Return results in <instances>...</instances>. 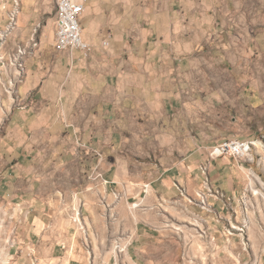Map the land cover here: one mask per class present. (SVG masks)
<instances>
[{
    "label": "crops",
    "instance_id": "0c3cea01",
    "mask_svg": "<svg viewBox=\"0 0 264 264\" xmlns=\"http://www.w3.org/2000/svg\"><path fill=\"white\" fill-rule=\"evenodd\" d=\"M82 1L87 58L55 51V0H21L12 40L37 47L16 106L0 89V217L32 264H85L104 212L117 232L130 200L194 189L227 109L263 106L264 0Z\"/></svg>",
    "mask_w": 264,
    "mask_h": 264
},
{
    "label": "rangeland",
    "instance_id": "374dc122",
    "mask_svg": "<svg viewBox=\"0 0 264 264\" xmlns=\"http://www.w3.org/2000/svg\"><path fill=\"white\" fill-rule=\"evenodd\" d=\"M51 31L50 28V34ZM262 66L264 70V60ZM260 94L263 106L247 120L243 108L227 109L230 124H225V130L216 124V135H221V139L212 147L229 140L264 145V75ZM240 95L236 93L235 98ZM220 110L215 108L216 113ZM252 157L253 161H211L207 157L193 176L197 181L194 189L175 186L177 196L166 202H151L144 198L145 194L139 200H130L119 212L117 232L109 229L104 212V229L92 236L89 244L84 241L85 264H264V154L255 147ZM206 165L204 173L202 168ZM240 168H244L243 173ZM249 172L263 183L252 185L260 195L249 187ZM212 181L219 186L214 187ZM75 209L82 220L79 207ZM81 222L78 219L75 224L83 238L86 235ZM124 227L126 230L122 231ZM7 228L0 217V264H32L26 252L9 257Z\"/></svg>",
    "mask_w": 264,
    "mask_h": 264
},
{
    "label": "built area",
    "instance_id": "2783aa9c",
    "mask_svg": "<svg viewBox=\"0 0 264 264\" xmlns=\"http://www.w3.org/2000/svg\"><path fill=\"white\" fill-rule=\"evenodd\" d=\"M84 9L82 0H55L54 49L56 52L68 53L69 55L78 52L83 58L89 56L90 47L83 42L81 37L80 20ZM20 10L21 0H11L10 9L6 13V23L0 30V89L12 106H16L17 86L23 82L26 62L37 47L35 37L38 28L33 30L27 42H21L18 39L12 40L17 29ZM0 109L3 113L5 112L1 101ZM254 142L241 140L224 141L211 148L208 158L211 161L222 158L236 161L250 159L253 161ZM207 169L206 165L202 168V171L205 173ZM76 213L81 221L79 212L76 211Z\"/></svg>",
    "mask_w": 264,
    "mask_h": 264
},
{
    "label": "bare ground",
    "instance_id": "6f19581e",
    "mask_svg": "<svg viewBox=\"0 0 264 264\" xmlns=\"http://www.w3.org/2000/svg\"><path fill=\"white\" fill-rule=\"evenodd\" d=\"M254 146L262 153V154H264V145L262 144V143H256L255 144V142H254ZM248 180H249V187L252 189V185L254 184V183H258L260 186H263V183H262V181L260 180V178L259 177H256L255 175H254V173L253 172H249V174L247 173V177H246ZM254 182H253V181ZM252 192L253 193H255V195H260V193H258V192H255L253 189H252ZM262 196V195H261Z\"/></svg>",
    "mask_w": 264,
    "mask_h": 264
}]
</instances>
